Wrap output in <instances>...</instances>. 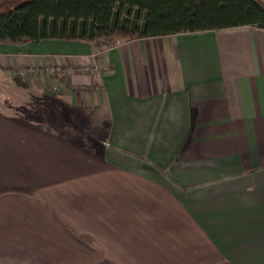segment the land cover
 <instances>
[{"label": "crops", "instance_id": "0c3cea01", "mask_svg": "<svg viewBox=\"0 0 264 264\" xmlns=\"http://www.w3.org/2000/svg\"><path fill=\"white\" fill-rule=\"evenodd\" d=\"M0 264H264V29L0 44Z\"/></svg>", "mask_w": 264, "mask_h": 264}, {"label": "trees", "instance_id": "16d2710c", "mask_svg": "<svg viewBox=\"0 0 264 264\" xmlns=\"http://www.w3.org/2000/svg\"><path fill=\"white\" fill-rule=\"evenodd\" d=\"M244 26L264 29L261 0H21L0 11V44H114Z\"/></svg>", "mask_w": 264, "mask_h": 264}, {"label": "built area", "instance_id": "2783aa9c", "mask_svg": "<svg viewBox=\"0 0 264 264\" xmlns=\"http://www.w3.org/2000/svg\"><path fill=\"white\" fill-rule=\"evenodd\" d=\"M97 71V68L95 66H77V67H70V68H65L63 66L59 65H45L42 67H21L19 69L14 70L12 73L14 77L21 79L25 78L26 76H32V75H57V74H63L64 76H71L74 73L78 74H94ZM19 73V75L17 74ZM18 75V76H17ZM28 78V77H26ZM54 89H57L54 86Z\"/></svg>", "mask_w": 264, "mask_h": 264}, {"label": "rangeland", "instance_id": "374dc122", "mask_svg": "<svg viewBox=\"0 0 264 264\" xmlns=\"http://www.w3.org/2000/svg\"><path fill=\"white\" fill-rule=\"evenodd\" d=\"M19 1H21V0H0V11H2V10H5V9H8L11 5H13V4H15V3H17V2H19ZM263 3H264V0H261ZM118 42V41H117ZM117 42H115V43H117ZM114 43V44H115ZM105 44V43H104ZM106 46H111V45H113V43L112 44H105ZM25 68H27V67H25ZM16 70V69H15ZM14 71V70H13ZM12 71V72H13ZM13 74V73H12ZM18 75H19V73H17ZM17 75V76H18ZM61 75V74H60ZM14 76V75H13ZM26 77H31L30 75L29 76H26ZM21 78L20 79V82H19V85L20 86H23V84H26V79L27 78ZM56 88L57 89H52V92L53 93H58L59 92V87L58 86H56ZM42 108H44V109H47V106L45 105V104H35V105H32L30 108H29V110H31V114L33 115V116H36L37 115V113L39 112V110L41 109L42 110ZM37 112V113H36Z\"/></svg>", "mask_w": 264, "mask_h": 264}]
</instances>
